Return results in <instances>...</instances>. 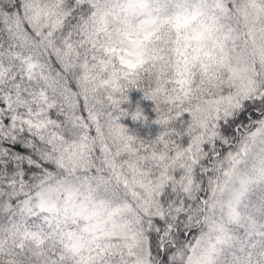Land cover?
Listing matches in <instances>:
<instances>
[{
    "label": "snow or ice",
    "instance_id": "6c2138e0",
    "mask_svg": "<svg viewBox=\"0 0 264 264\" xmlns=\"http://www.w3.org/2000/svg\"><path fill=\"white\" fill-rule=\"evenodd\" d=\"M0 264H264V0H0Z\"/></svg>",
    "mask_w": 264,
    "mask_h": 264
}]
</instances>
